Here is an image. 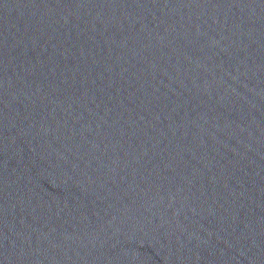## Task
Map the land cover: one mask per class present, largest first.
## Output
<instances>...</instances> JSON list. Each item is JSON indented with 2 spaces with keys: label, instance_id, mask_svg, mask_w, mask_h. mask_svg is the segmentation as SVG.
Masks as SVG:
<instances>
[{
  "label": "water",
  "instance_id": "obj_1",
  "mask_svg": "<svg viewBox=\"0 0 264 264\" xmlns=\"http://www.w3.org/2000/svg\"><path fill=\"white\" fill-rule=\"evenodd\" d=\"M0 264H264V0H0Z\"/></svg>",
  "mask_w": 264,
  "mask_h": 264
}]
</instances>
